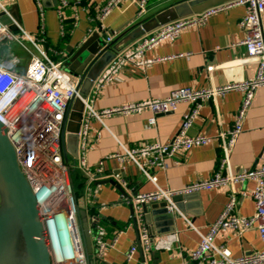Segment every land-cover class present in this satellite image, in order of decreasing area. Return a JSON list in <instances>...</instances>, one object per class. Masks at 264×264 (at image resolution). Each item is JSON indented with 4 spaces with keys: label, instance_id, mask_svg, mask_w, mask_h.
<instances>
[{
    "label": "crops",
    "instance_id": "0c3cea01",
    "mask_svg": "<svg viewBox=\"0 0 264 264\" xmlns=\"http://www.w3.org/2000/svg\"><path fill=\"white\" fill-rule=\"evenodd\" d=\"M106 1L85 0L82 5H77L74 0H69V6L60 16L55 0H41L42 15L34 0H0L9 13L5 14L0 7V22L15 31V20L30 37L39 41L52 60L62 61L69 47H75L94 33L107 39L111 32L126 30L143 18L138 16L137 3L140 0H127L98 24L94 18ZM169 1L149 0L146 14L153 15ZM245 16V7L228 9L209 17L203 26L185 30L175 42L160 44L146 53V59L155 61L152 65H128L112 83L99 89L96 95L92 88L88 96L92 98L94 110L101 112L143 101L163 100L178 89L220 88L254 78L256 67L243 62L246 49L241 43L246 33L240 24ZM262 20L264 30V15ZM65 28L70 30L67 39ZM140 40L122 52L136 46ZM58 48L63 50L57 51ZM11 53L18 58L17 70H24L28 66L29 55L17 45L10 46L5 52L6 56ZM243 97V93L232 91L205 103L188 135L206 137L209 143L175 158H165L161 165L151 166L149 158L137 157L133 160L125 155L128 151L147 145H166L173 141L192 104L182 103L177 111L170 114L154 116L151 112H144L113 116L102 122L91 121L87 137L80 138L79 143V150L86 158L89 169L94 171L100 162L112 155L125 156L122 162L116 159L105 162V179L102 181L119 185L126 196L111 184L88 186L86 181L83 196L77 197L84 204L88 216L95 218L93 224L96 227L101 223L109 227L106 241L112 247L106 250L102 259L104 264H194L190 253L198 249L202 236L222 215L232 193L237 199V214L244 218L254 216L252 192L256 184L253 181L192 194L182 193L186 187L211 180L217 174L236 177L259 169L264 164L263 87L256 92L253 105L246 114L243 130L229 152L228 164L222 167L225 148ZM153 117L155 125L150 124ZM153 177L156 183L151 181ZM160 190L175 194L171 199L173 210L168 209L169 202L165 200L157 203L167 204L168 215L153 216L150 225L139 223L138 238L130 206L134 205L137 196ZM179 196L185 199L174 202V198ZM93 206L97 208L96 215L90 214L89 209ZM143 228L147 229L151 239V251H146L141 244ZM172 235L178 238L172 251L154 248L161 239ZM215 245L229 249L235 259L264 251V243L255 229L242 235L231 229L223 231L217 236ZM132 247H136L137 251L128 261L127 254Z\"/></svg>",
    "mask_w": 264,
    "mask_h": 264
},
{
    "label": "built area",
    "instance_id": "2783aa9c",
    "mask_svg": "<svg viewBox=\"0 0 264 264\" xmlns=\"http://www.w3.org/2000/svg\"><path fill=\"white\" fill-rule=\"evenodd\" d=\"M10 1L16 2L17 0ZM34 1L42 15L41 0ZM57 1L58 14L62 16L70 2L69 0ZM125 1L127 0H107L94 20L101 24ZM74 2L77 5H82L84 0H74ZM148 2L149 0H140L137 3L139 18L146 14ZM0 7L5 14L9 15L4 6L0 4ZM235 7L246 8V16L240 24L246 33L241 45L246 49V58L243 62L254 65L257 69L254 78L227 84L220 88L178 89L163 100L143 101L101 112L94 110L92 98L88 96L84 101L85 109L79 137H87L90 123L93 120L102 122L113 116H128L144 112H151L154 116L170 114L177 111L180 104L190 103L192 109L189 114L184 116L179 133L173 141L166 145L160 143L147 145L135 151H128L125 155L133 160L137 157L149 158L151 166L161 165L165 158H175L181 153L190 152L195 147L207 145L208 138L188 135L200 110L205 103L215 101L229 92L237 91L243 93L244 97L235 117V126L230 133V140L225 148V158L222 160V167L228 164L229 152L243 130L246 114L253 105L256 92L264 87L262 20L264 0H235L209 9L200 15L181 19L157 29L142 38L136 46L117 54L92 87L95 89L93 91L96 95L99 89L112 83L128 65L137 67L152 65L155 61L146 59V53L164 42H175L185 30L203 26L209 17ZM13 28L18 34L11 27L0 22V123L7 128L21 169L34 190L48 234L51 231L57 241L58 249L54 253L53 264H89L78 221L79 200L73 184L71 165L64 159L63 143V132L71 103L79 96V81H76L66 71L64 60H52L39 41L30 37L15 20H13ZM106 41L111 43L112 38L108 37ZM12 45L19 46L30 57L28 66L24 70H17L19 61L15 55L11 53L6 56L5 54ZM155 123V118H151L150 124L155 125ZM125 156L112 155L106 161L116 159L122 162L125 160ZM106 161L100 162L93 171L89 169L86 158L79 150L76 164L84 173L88 186L105 179ZM150 179L153 183L157 181L154 177ZM245 181H253L256 184L252 192L255 204L254 216L244 218L237 214V199L232 193L222 215L210 227L209 232L202 236L198 249L190 253L194 264H264V251L235 259L229 249L215 245L217 236L229 229L240 235L255 229L264 243V164L259 169L236 177L217 174L211 180L199 181L186 187L182 193L192 194L224 185L233 187V185ZM174 195L171 191L160 190L156 193L137 196L133 206L138 224L143 222L141 206L157 204L165 200L169 202L168 209L172 211L174 204L171 199ZM143 229L141 244L146 251H151L153 249L151 239L147 229ZM60 236L65 238L64 243H61ZM91 236L94 249L92 262L94 264L95 260H102L106 250L112 246L106 241V232L99 225L96 230H91ZM176 242H178L177 236L172 235L161 239L154 245V248L172 251ZM136 251V247L131 248L127 254L128 261L132 260Z\"/></svg>",
    "mask_w": 264,
    "mask_h": 264
},
{
    "label": "water",
    "instance_id": "95a60500",
    "mask_svg": "<svg viewBox=\"0 0 264 264\" xmlns=\"http://www.w3.org/2000/svg\"><path fill=\"white\" fill-rule=\"evenodd\" d=\"M232 1L235 0H171L153 15H144L128 29H122L118 33L111 32V43H107L106 38L99 33H94L75 47H69L64 57V68L79 81V96L71 103L63 132L66 163L69 162V158L73 162H77L79 158V134L85 109L84 101L94 82L117 54L165 25L200 15ZM55 5L58 6L57 0ZM108 184L115 186L123 196H126L123 188L114 182L106 180L96 185ZM183 199L184 196H179L173 201L177 203ZM130 210L139 238L133 205L130 206ZM141 214L142 221L150 225L153 216L168 215L167 204H145L141 206ZM171 216L173 215H169ZM78 221L86 257L89 264H93L91 230L96 226L93 224V216H88L82 201H78ZM53 256L54 251L37 197L21 169L8 130L0 123V264H53Z\"/></svg>",
    "mask_w": 264,
    "mask_h": 264
},
{
    "label": "trees",
    "instance_id": "16d2710c",
    "mask_svg": "<svg viewBox=\"0 0 264 264\" xmlns=\"http://www.w3.org/2000/svg\"><path fill=\"white\" fill-rule=\"evenodd\" d=\"M85 1V0H84ZM149 4V2H148ZM66 33H65V39L68 38L69 36V29L65 28ZM63 50L62 48H58L57 51ZM65 159V157H64ZM66 162V161H65ZM69 165H71V174H72V179H73V184H74V188H75V192L78 198H80L81 196H83L84 192H85V184H86V177L85 175L80 172V170L77 167L76 162H73L70 158H69ZM90 210V214L91 215H96L97 214V208L96 206L91 207ZM100 226L105 230L106 232V236L105 239L109 236V227L107 226V224H100ZM125 228V226H124ZM94 264H104L102 260H95Z\"/></svg>",
    "mask_w": 264,
    "mask_h": 264
},
{
    "label": "bare ground",
    "instance_id": "6f19581e",
    "mask_svg": "<svg viewBox=\"0 0 264 264\" xmlns=\"http://www.w3.org/2000/svg\"><path fill=\"white\" fill-rule=\"evenodd\" d=\"M49 237H50V240H51V244H52L53 251H54V253H56V250L58 249V247H57V241H56V239L53 236V234H52L51 231H49ZM60 239H61V243H64L65 242V238L63 236H60Z\"/></svg>",
    "mask_w": 264,
    "mask_h": 264
}]
</instances>
